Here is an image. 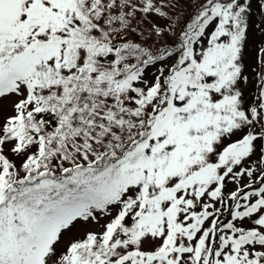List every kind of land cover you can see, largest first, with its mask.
Here are the masks:
<instances>
[{
    "label": "snow or ice",
    "instance_id": "obj_1",
    "mask_svg": "<svg viewBox=\"0 0 264 264\" xmlns=\"http://www.w3.org/2000/svg\"><path fill=\"white\" fill-rule=\"evenodd\" d=\"M0 264H264V0H0Z\"/></svg>",
    "mask_w": 264,
    "mask_h": 264
}]
</instances>
